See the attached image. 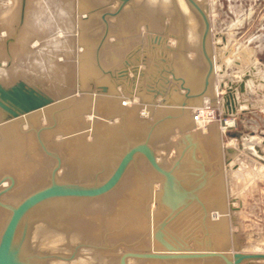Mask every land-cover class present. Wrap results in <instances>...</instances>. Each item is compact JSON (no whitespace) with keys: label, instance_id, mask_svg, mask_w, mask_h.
<instances>
[{"label":"rangeland","instance_id":"374dc122","mask_svg":"<svg viewBox=\"0 0 264 264\" xmlns=\"http://www.w3.org/2000/svg\"><path fill=\"white\" fill-rule=\"evenodd\" d=\"M5 1L6 0H0V4L1 2H5ZM9 1L11 2V4L15 2L14 0H9ZM87 1H90V2L87 3ZM87 1L69 0V3H68L69 5L67 4V12L68 14L71 15V17H69L68 19L69 24L65 30L59 24V22H61V18L56 20L57 24H55V22L53 21L54 24L51 29L48 27V25L47 26L36 25L35 27L32 28L30 26L28 27L25 24V22H23L24 24L21 26V28L19 29L16 35V41L9 42L8 44V46L10 47L12 45H18L19 43L23 41V39L22 38L20 39L19 36L23 35L25 36V39L27 41V43L23 42V44L27 49L30 48L32 42L38 39L41 44L40 46L46 47L45 49L47 53L49 52L51 53V51L53 50V43L50 42L52 38L60 39L61 36H64L65 39L69 41L68 45H66V47L64 48H62L60 45L59 46L56 45L54 47L55 49H54L53 55H55L54 57L57 59H60L59 57L64 56L63 59L65 58L71 64L73 63L72 64L73 67L69 74L70 80L66 83L65 82L62 83L56 77L52 78L51 76L44 75V77L42 76L43 78L41 77L32 78L31 82H34L38 79L37 81L39 82V84L50 92L52 91L49 90L50 88L49 86L54 87V90H55L54 92H56L55 93L56 96L67 93V96L58 99L55 102L56 103L55 105L69 98H75V97L77 99L81 98L80 96L86 99L85 100L86 104L84 106L85 108L83 107L80 113L75 115V118H78L76 119L75 123L78 125L74 124V126L76 125V127L71 128L65 133H63V131H60L59 129H58V132H56V128H58L57 126H59L60 120L55 118L56 120L55 121L50 116H48L47 119H40L37 123L33 124L32 127H29L27 125L23 126V128H26V129L27 128H29L30 130L31 128L33 129V131L32 130L31 131L33 132L36 146L39 149L41 156H42L40 157V159L42 158V161L44 162V163L42 162L40 165L44 166L42 167L43 169L42 173L45 177H43L38 184H35L36 186L33 185L31 188H29V190H25L26 192H23V194L17 193L16 195H14V198L10 197V199L2 198L1 201L4 203L15 204L19 200H21L25 195H27L29 192L47 184L49 182L50 174L55 167L57 168L55 172L57 173V175H59L60 172H62L63 170L62 168L65 167L64 166L65 163L63 162L64 157H63V154L61 153L62 151H60L58 147L59 146L58 143H60L62 140H66L67 138L74 137L76 135H80L86 132L88 128V124H89L87 123L89 122L88 113L89 111L93 110V108H95L92 106L91 104L92 102L90 101L92 100L91 97L93 96L98 99L103 98L105 99L106 102H107L106 99H108V101H112V99H114V101H116L115 104H117V106L119 104V107H117L119 109H120V105L122 106L126 105L125 99H124L125 97L131 100L132 99L135 100L134 105L137 106V112L135 111L134 114H135V117L138 115L137 119L140 118V114L143 110H146L147 112L148 110H150V111H153L154 113L156 110H158V114L153 116V113H152V115L150 116H152L153 118L149 116L150 121H149L148 126H146L147 130L145 133H140V135L136 138L126 139L123 132L120 131L121 127L120 129L117 127L119 123L123 124L124 122L123 119L125 117L122 118V114L120 116V114L116 112L110 113L109 110H106V107L103 110H100L99 107L98 108L96 107L95 110H97L99 115H101V117L100 116L98 117L99 120L100 121L104 120L103 122L106 121L107 125L109 123V126L110 124L112 125L113 123L112 126L117 127V128H114V129H117L115 131H120V133L123 134V137H122V135H120V133L118 132V135H119L118 138L121 137V140H122V141L120 140L121 141V145H120L121 153L118 152V156L116 155L117 157H115L117 159L115 160L113 164L110 165V168L108 170H104L105 169L103 166L104 164L102 165L103 162H100L101 164L99 163L97 167L94 166V168H92L93 170L89 172L91 175L88 176L87 178H66L65 179V178H62V176L60 177L58 176L56 177L58 181L67 182V183L73 182V183H79L83 185L98 184L102 182L110 174V172L114 168L121 154L129 146L137 142L144 141L145 139H147L149 145L152 147L159 163H161V165H163L165 168H171L173 166L174 160L177 157L182 156L189 151L188 148L186 149V144L188 142L185 138V134L187 132L193 133L196 130L195 128L189 126L188 119L184 117V113L180 114L179 111L183 110V107H186L184 108L185 110H191L190 107L192 106L197 107L207 102L206 100L207 98H205L203 101H200V100L198 101L196 100L197 97H192V98L186 97V93H190V94L198 93L203 89V86H204L203 76H204L205 69H206V62L201 53L200 44H199L200 34H201V29H202V22H201V19L198 13L195 11V9L190 5V3L187 0H167L169 2L167 3L166 1L165 3H167L169 6H167V4L164 5V2H163L162 7H161V3L160 4H157L156 2H155L156 4L152 2L150 3L148 2V0L146 1L127 0L124 3L121 2V0H107V1L106 0H103V1L102 0H92V2L96 1L95 3H92V4H91V0H87ZM196 1L205 10L206 15L209 20V24H210V31H209V35L207 38V52L209 53V55H211L216 60H218V63H217L218 71L217 72L215 71L211 75L209 84L206 88L205 93H208V95L210 96V93L214 87L213 91L214 90L215 91L211 93V95H213L212 96L213 99L212 101H210V104L212 106H215V109L219 117L220 116L222 117L223 112H222L220 102H218V100H220L221 95L225 92L224 89L225 87H227L228 81L235 82V83L239 82L241 80V76L244 75L247 70H251V73L258 72L261 77H264V0H196ZM144 4L147 5L148 7L145 6ZM15 6H17L16 2H15ZM149 6L151 7V9ZM159 7H161L162 9H160ZM167 7L168 8L171 7L170 9L171 11L167 10ZM152 9L155 10L158 14H156V12L153 11ZM163 9L166 11H164ZM16 10H18V6L15 7V11L13 13L14 16H10L11 19L7 20V22L4 19L0 18V26L2 27L0 30V33H4L2 37L0 38V51L2 50L1 52H5V48L3 47L2 44L4 42L5 37L7 36L6 34L7 32L4 29L12 30L11 24L15 23L18 19L17 17H18L19 10L18 12H16ZM179 10H180V14H177L179 13ZM85 11H87V14L89 15L88 20L86 19V17H84L86 15ZM172 11H173V14L170 13ZM181 11L183 12L185 11L187 13L186 16ZM82 13H85V15L83 16V18H80L83 15ZM91 14H94V15L91 16ZM127 14H130V15H127ZM137 14L141 16H137ZM159 14L162 16V18ZM169 14H170V17H169ZM150 15H152V17H150ZM130 17L132 18V20ZM106 18L109 20H107ZM149 18L154 19L153 20L154 22L151 21L152 19L150 20ZM24 19H25V15H24ZM183 20H185V22H183ZM124 22L130 25L128 24L122 25L124 24ZM160 22L163 28H161ZM171 22L173 25L171 24ZM185 23H187L188 25ZM6 24H8L9 26ZM80 24L81 25L84 24V25L81 26ZM183 24H185V26ZM190 24L191 25L194 24L195 27L191 26ZM126 26H128V28L130 27V29H128ZM99 27H101L102 30ZM142 27L143 29H140ZM188 27H190L191 30ZM191 27H193V29ZM99 29H100V33L98 32ZM146 29H149L147 30L149 32H147ZM184 29H186V31H184ZM60 30H63L64 32L61 33L60 37H57L58 33L61 32ZM188 31L192 32V36L193 37L195 36L194 39L193 37L190 38ZM132 32L133 34H131ZM140 32L142 35L140 34ZM111 34H113L114 37H112ZM29 35L30 37H28ZM152 35H153V38H152ZM183 35H185L186 37L189 36V38H185V36L183 38ZM221 35L223 36L224 41H222ZM120 36H121V39H120ZM106 37L108 39H111V38L112 39L108 40ZM137 37L138 38L143 37V38H140L138 41ZM18 41L20 42L17 43ZM192 42H194L195 48L193 47ZM112 43H115V45ZM171 43L173 44V46ZM102 45L104 48L106 47L108 48H106L105 50L102 47ZM68 47H69V51L67 53L66 51L67 49L65 48H68ZM191 48H194V49H191ZM196 48L198 49V51ZM30 49H32V46ZM187 49L189 52L187 51ZM102 50L106 54H104ZM93 52L96 54H94ZM174 52H176V54ZM7 58L8 56L6 55V52L4 56L0 55V68L1 67L2 68L4 67L5 69L11 68L19 63V59L17 60L15 59V61H13L12 60L13 57H12L9 65L7 66V61H6ZM196 59H198V65L193 62ZM118 60L119 62L117 63ZM168 60L170 63L168 62ZM92 67L95 70H93ZM83 69H87V70H83ZM133 69H135V72L133 71ZM91 70H93L94 73ZM83 71H86V72H83ZM123 71H125L124 74H123ZM106 74L108 75V77L106 76ZM28 75L29 74L27 73V76ZM96 75H98L99 77ZM35 78L37 79L34 80ZM219 80L221 81L220 83L223 84L222 87H219V83H218ZM6 83H11V82H6ZM181 85L184 87H188L189 91H186V89L183 88ZM244 85H245L244 86L245 88L242 92L239 91L237 87H235V93L237 94V96L244 97L250 102L249 106L251 105L252 107L250 108L251 114H247L246 111L244 110H239V112L235 114L226 113L225 116H232L234 118L235 125H233L232 127H228L224 132H221L222 130L219 127L218 121L216 120H210L207 124L197 123V125H195V127L203 129L202 127H205V125H208L211 122H216L219 127V132H220L221 137L218 136L215 138L213 137V139L211 138L209 139L207 143L209 146V150L206 147L205 149L203 148V150L201 149L204 153L207 154V156H210L211 154H213L212 157L215 156L214 159L209 163V166L212 165L214 167H217L218 169L217 170L218 172H216L215 170L214 177L217 173L219 174V173L224 172L223 167H225V165L229 162V161L225 162L224 161L225 159L222 156L225 153L224 147L235 148L236 152L234 153L238 152V146H239L238 144L237 145L229 144L231 142L238 143L239 141L237 138L232 139V136L230 134L231 131H234V129H237V132L239 133L251 131L253 132L252 134H256L255 136L256 140L258 139L259 135H263L260 133V130L264 132V93L255 92L256 90L260 89L259 88L260 85H263L261 86V88L263 89L264 82H261V81L253 82L252 80L247 79L245 80ZM102 86L105 87V90L102 89ZM54 92L52 93L54 94ZM183 101L186 102L184 105L181 103ZM189 102H191L192 104ZM249 106H245V108H248ZM100 111H103V112L100 113ZM106 111L110 114H108ZM168 114L172 115V117H168L167 116ZM108 115L110 117L108 119L113 118V116L117 117L119 115L120 117L118 116L117 118H120L122 120L119 119L120 120L119 123H117L118 121L116 123L114 121L111 123L106 119ZM162 118H164V120H162ZM188 118L189 119L191 118L190 115L188 116ZM139 120H143V119L141 118ZM183 120L187 121L186 126L182 124L181 121ZM244 121H246V125H247L246 127L245 126L243 127V125H245ZM153 125H155L154 131H157L156 129H158V132L154 133V131L152 130L153 132L151 134L150 127L152 128ZM158 125H159V128H156V126ZM123 127L124 128L126 127L125 129H127V124L125 123ZM43 128H45L46 130L51 129L53 131L49 139H44L42 137L44 139V140L42 139L44 143L39 141L38 137H36V134L34 132V130H36L37 132L40 133V130ZM162 128H164V130ZM194 136L195 138L192 136L193 140L197 142L199 136L197 137L196 134H194ZM84 138L86 140L88 137L84 136ZM114 140H116V138ZM183 149H184L183 154H181ZM242 149H246V147H243V144H241L240 146V150ZM194 152H195L194 154L196 155L202 154L198 148H196ZM245 153L247 154V152ZM159 155H160V158H159ZM135 157L138 158L136 162V167H138V170L140 171L142 170V172H144L146 171L145 169L147 168L148 170L151 169V171L154 174L153 175L154 177L152 176L148 178L149 184H148L147 191L149 195H148V200H147L148 210L146 211L148 222L146 220L145 225L147 226L144 227L145 230L143 229L144 230V231L142 230L143 232L141 231L139 233L140 237H138L139 235L138 234L137 236L135 235L137 238L132 237L133 239L131 238L130 240L127 238H124L123 236H120L121 238L117 237L113 240V238L111 239V237H108L107 231L103 233L104 231L102 230L101 232L100 230L99 234L100 233L101 234L100 235L98 234L99 236L98 235L96 236L97 239L94 237H89V236H88L89 238H87L85 234H82V232H78L76 234L77 232L76 230L74 233V231L70 229L72 233L71 232H69L68 234L63 233L65 237L64 235L62 237L59 235V237L54 239L50 234L47 235L46 233L48 230H50L51 227L56 230V233L57 231L62 232L64 229H65L64 231H66V225L69 226L68 221H66V219H68V217L66 218L65 216L66 211L61 213L60 216L57 215L56 218L52 216V219H51L52 221L46 219V216L44 215L43 217L42 214H39L38 217L37 215L35 216L31 215V217H29L28 220L26 221L27 225L25 229V247H24L26 251H24L23 249L24 253L28 255H35V256L42 257V259L44 260L43 261L44 264H52V263L54 264V262L55 264L63 263V262L65 264L66 262L72 263V261L74 262L75 260L76 262L72 264H76L77 261L79 260V257L81 261V263L80 261L78 262L79 264H100V263H97L91 260V259L97 258L96 261H98L99 255L100 257L101 255L102 257H104L103 255H105V257L107 258L108 257L115 258L113 260L115 264H118L119 256L125 251H149V250L160 251L162 250L163 247L158 242V240L155 238L154 231L157 225H159L161 221H163L164 219H167L168 210L165 207H163L162 212L158 210L160 208H158L157 211H155L154 209L155 213H154L153 218L148 217L149 209H151L149 205H150L152 197L154 198V196H156L155 194L158 192V189H159L158 187H159V182L161 180V176L157 172H155L152 168H150L151 166L149 165V163L147 162V160L142 154H138V155L136 154L134 158ZM241 160L242 161L235 163L236 164L235 168L240 166L241 172L242 171L246 172L244 176L242 177V175L241 176L238 175L233 178L234 180L231 179V182L233 181V184L231 183L232 185H230L229 188L226 187L225 182L227 181V179H225L223 176H222L223 178H220V182H223L224 184L223 185L219 184L220 186H217V187L212 185V182H216L217 180L216 178L209 177L208 179H206L207 183L208 181H210L212 187L210 188L208 187L209 188L208 189L205 186L201 190H198L196 192L197 196L201 199L203 205L193 200L189 203V205L184 210H182L180 213L178 212V214L175 217L168 220L166 225L162 229L163 236L165 239H167L168 241H172V242H177V241L181 242L184 246L187 245L191 249H203L204 247H206L205 240L208 239L209 237L210 248L222 249L224 250V252L228 254H231L232 252L264 253V161L260 162L259 160L256 159L257 162L256 161L253 162L251 159H249L248 156H246L245 158L244 156H241ZM132 161L130 163L135 164V163H132ZM130 163H129V166H127V169L128 167L131 168ZM136 167L135 166L132 167L131 170L132 172L134 170V173L140 176L139 174L140 171L137 173V171L135 170ZM229 168H231V166H229ZM177 171L181 172L179 170ZM11 172L12 171L10 170L0 172V179L2 178V176L9 174ZM182 173L184 174L183 171ZM174 174H177V173L175 172ZM10 175H12L13 177L15 176L13 172ZM183 176L184 178H181V179L180 177H177V178L180 180V182L183 185L185 186L191 185L192 179H189L187 177L185 178L186 175H183ZM145 188H146V185H145ZM205 190L206 191L210 190V191H207L210 193H207V192L204 193ZM1 195H4V192L1 193ZM153 206H154L153 208H155V204H153ZM203 207L205 208V211ZM0 209H1L0 211L4 212L3 213L4 215L1 214L2 217L0 216V231H1L6 221V218L8 216V211L2 208L1 206H0ZM218 210H220V212L222 213L224 223H222L223 228L221 227L219 232L218 231L216 232L218 233L217 234L218 236H213L210 233L209 229L211 227L209 226H212L213 224L212 222L214 221L213 212L218 211ZM41 218L44 221L46 220L47 224L50 223L49 226L51 225L49 228H47L46 233L40 231V228L45 225V222H43ZM33 220H37V221H33ZM38 220L41 221L40 222L42 223L41 226L39 225L40 223L38 222ZM207 220H209L210 222ZM49 221H51L52 223ZM205 222L208 225L207 227L208 229H206L205 227L207 226ZM34 223H35L36 228L37 227H40V228H37L35 230L34 229L35 226L33 225ZM32 226L34 227L33 230L35 232L37 231L36 233L32 230ZM27 230L29 232H27ZM55 230H54V233H55ZM207 230H209V233H207L208 232ZM141 233L142 234L144 233L143 236ZM33 234L35 235V237ZM66 235L67 236L71 235L72 237L69 236V238H67ZM141 237H143V239ZM217 237L219 238H218V241L216 242L215 240H217ZM221 237H222V240H221ZM213 238H216V239H213ZM134 239L135 240L141 239L142 241H145V240L146 241L141 243L142 241L139 240L141 244L140 243L138 244L142 245V246H139L137 245V242L139 241L138 240L135 241ZM152 241H154V243L156 244L155 246L152 245L153 243ZM89 254H91L90 257L88 256ZM82 255L85 257H83ZM81 257L85 259L89 258V259H86V261L90 260V262L84 263L85 259H82ZM213 259L215 261L217 260L218 264L219 262H221L220 264H224L222 260L217 257L215 258L212 257L209 259L208 258L200 259L199 264L205 262L206 260L214 261ZM135 260L144 261L147 259L128 257L127 264H131V263L134 264ZM155 260L156 259H154L153 261ZM198 260L199 259H195V260L189 259V261H192V262L195 261L196 262V263L194 262L195 264H198L197 263ZM159 261L174 262L175 260L174 259L158 260V262ZM176 261H180V260H176ZM181 261H188V259H184ZM238 264H264V258L243 259Z\"/></svg>","mask_w":264,"mask_h":264},{"label":"bare ground","instance_id":"6f19581e","mask_svg":"<svg viewBox=\"0 0 264 264\" xmlns=\"http://www.w3.org/2000/svg\"><path fill=\"white\" fill-rule=\"evenodd\" d=\"M16 2V5L18 6V1L14 0ZM87 1V0H85ZM103 1V0H102ZM107 1V0H106ZM105 1V2H106ZM138 1V0H137ZM146 1V0H144ZM167 0H148V2H152V3H157L160 4L161 3V7H162V3L164 2V5H166L169 1H167V3H165ZM13 2V1H12ZM15 2L13 4H11V2L8 0H6L5 2H1L0 4V18L4 19L6 22L7 20H10L11 17L10 16H14L13 13L15 11ZM90 1H87V3ZM96 1L91 0V4L95 3ZM69 3V0H27L26 4H25V19L24 22L25 24L29 27H35L36 25L42 26L45 25L51 29L53 27V24L57 19L61 18V22H59V24L61 25V27H63V29L65 30L66 27L68 26V19L69 17H71L70 14H68L67 12V4ZM98 3V2H97ZM116 3V2H115ZM129 3V2H128ZM147 3V2H146ZM155 3V4H156ZM117 4V3H116ZM143 4V3H142ZM154 4V5H155ZM179 4V3H178ZM204 4V3H203ZM69 5V4H68ZM90 5V4H89ZM127 5V4H126ZM145 5V4H144ZM150 5V4H149ZM163 5V6H164ZM93 6V5H91ZM115 6V5H114ZM147 6V5H145ZM167 6H169L167 4ZM203 6V5H202ZM112 7V6H111ZM148 7V6H147ZM146 7V8H147ZM150 7V6H149ZM161 7H159L160 9H162ZM166 7V6H165ZM164 7V9H165ZM140 8V7H139ZM145 8V7H144ZM157 8V7H156ZM97 9V8H96ZM99 9V8H98ZM125 9V8H124ZM148 9V8H147ZM146 9V10H147ZM151 9V7H150ZM155 9V8H153ZM152 9V10H153ZM163 9V10H164ZM171 7H167V10H170ZM101 10V9H100ZM111 10V9H110ZM145 10V9H144ZM91 11V10H90ZM93 11V10H92ZM151 11V10H150ZM155 11V10H153ZM161 11V10H160ZM166 11V10H164ZM171 11V10H170ZM174 11V10H173ZM173 11L170 12L173 14ZM16 12H18V10H16ZM100 12V11H99ZM152 12V11H151ZM150 12V13H151ZM156 12V11H155ZM183 12V11H181ZM86 13V15H85ZM85 13H82V17L83 18L86 17V19L88 20L89 15L87 14V11H85ZM160 13V12H159ZM166 13V12H165ZM153 14V13H152ZM155 14V13H154ZM156 14H158L156 12ZM163 14V13H162ZM168 14V13H167ZM180 14V10L179 13ZM183 14H185L186 16V12L184 11ZM94 14H91V16ZM130 15V14H127ZM160 15V14H159ZM90 16V17H91ZM137 16H141L138 15ZM161 16V15H160ZM179 16V15H178ZM145 17V16H144ZM150 17H152V15H150ZM156 17V16H154ZM153 17V18H154ZM165 17V16H164ZM170 17V14H169ZM168 17V18H169ZM33 18V20H32ZM125 18V17H124ZM131 18V17H130ZM129 18V19H130ZM133 18V16H132ZM131 18V20H132ZM140 18V17H138ZM142 18V17H141ZM146 18V17H145ZM158 18V17H157ZM162 18V16H161ZM183 18V17H182ZM186 18V17H184ZM93 19V18H92ZM107 19V18H106ZM136 19V18H135ZM133 19V20H135ZM150 19V18H149ZM152 19V18H151ZM150 19V20H151ZM160 19V17H159ZM174 19V18H173ZM109 20V19H107ZM113 20V19H112ZM149 20V22H150ZM154 19H152L151 21H153ZM177 20V19H176ZM192 20V19H191ZM54 21V22H53ZM97 21V20H96ZM126 21V19H125ZM158 21V20H157ZM155 21V22H157ZM172 21V20H171ZM200 21V20H199ZM100 22V21H99ZM110 22V21H109ZM108 22V24H109ZM128 22V20H127ZM142 22V21H141ZM154 22V21H153ZM162 22V20H161ZM161 22H160V26H161ZM173 22V21H172ZM171 22V24H172ZM183 22H185V20H183ZM189 22V21H188ZM187 22V23H188ZM191 22V21H190ZM194 22V21H193ZM98 23V22H97ZM117 23V22H116ZM134 23V22H133ZM185 23V24H187ZM128 23L122 24L125 25ZM135 24V23H134ZM148 24V23H147ZM150 24V23H149ZM154 24V23H152ZM151 24V25H152ZM157 24V23H156ZM178 24V23H177ZM185 24H183L185 26ZM195 24V23H194ZM191 25V26H194ZM8 25V24H6ZM81 25V24H80ZM84 25V24H82ZM81 25V26H82ZM100 25V24H99ZM105 25V24H104ZM113 25V24H112ZM130 25V24H128ZM140 25V24H139ZM138 25V26H139ZM173 25V24H172ZM188 25V24H187ZM9 26V25H8ZM86 26V24H85ZM133 26V25H132ZM150 26V25H149ZM158 26V25H156ZM128 28V26H126ZM140 27V26H139ZM138 27V29H139ZM154 27V26H153ZM195 27V26H194ZM101 30L102 28L99 27ZM152 28V27H151ZM159 28V27H157ZM156 28V29H157ZM161 28H163L161 26ZM165 28V26H164ZM190 29V27H188ZM187 28V30H188ZM193 29V27H191ZM100 29H99V33H100ZM130 29V27L128 28ZM140 29H143L140 28ZM5 30V29H4ZM117 30V29H116ZM135 30V29H134ZM149 29H146V31ZM151 30V29H150ZM163 30V29H162ZM191 30V29H190ZM23 31V29H22ZM28 31V30H26ZM61 32L58 33L57 37H60L61 33H63V30H60ZM143 31V30H142ZM155 31V30H154ZM164 31V30H163ZM184 31H186V29H184ZM102 32V31H101ZM135 32V31H134ZM149 32V31H147ZM151 32V31H150ZM190 38L193 37L192 36V32L188 31ZM95 33V32H94ZM127 33V32H126ZM125 33V34H126ZM186 33V32H185ZM4 33H0V38L2 37ZM22 34V32H21ZM97 34V33H96ZM117 34V33H116ZM133 34V32L131 33ZM135 34V33H134ZM137 34V33H136ZM141 34V32H140ZM146 34V33H145ZM157 34V32H156ZM162 34V33H161ZM180 34V33H179ZM187 34V35H188ZM198 34V33H197ZM90 35V34H89ZM119 35V34H118ZM117 35V36H118ZM129 35V34H128ZM142 35V34H141ZM186 35V34H185ZM183 35V38L184 36ZM88 36V35H87ZM99 36V35H98ZM112 37L113 34H111ZM116 36V37H117ZM126 36V35H125ZM165 36V35H164ZM168 36V35H167ZM189 36H185V38H189ZM20 39L22 38L23 41L21 43H19L20 41H18L17 43H19L18 45H12L10 48H8V51L6 52V55L9 56L10 58L13 57V61H15V59H19V63L11 68H7L5 69L4 67L0 68V81L3 83L6 82H13L15 79L17 78H22L25 79L28 82H31V79L34 77H41L43 78L44 75L47 76H51L52 78L56 77L60 80V82H68L69 79V74L71 72L72 69V64L67 61L65 58L63 59L64 56L59 57L60 59L55 58L53 55L54 53V47L57 46H61L62 48L66 47V45H68L69 41L65 39L64 36H61L60 39L58 38H52V40L50 42L53 43V50L51 51V53H47L46 51V47L40 46V41L37 39L36 41L32 42L30 48H26L23 44L27 43L25 36L20 35L19 36ZM30 37V35L28 36ZM89 37V36H88ZM145 37V36H144ZM170 37V36H169ZM168 37V38H169ZM37 38V37H35ZM34 38V39H35ZM83 38V37H82ZM107 38V37H106ZM110 38V37H109ZM118 38V37H117ZM143 38V37H140ZM138 41H139V39ZM153 38V35H152ZM166 38V39H168ZM195 38V36L193 37V39ZM86 39V37H85ZM95 39V38H94ZM98 39V38H97ZM100 39V37H99ZM108 39V38H107ZM112 39V38H111ZM108 39V40H111ZM115 39V38H114ZM113 39V40H114ZM121 39V36H120ZM192 39V41H193ZM198 39V38H197ZM107 40V41H108ZM142 40V39H141ZM186 40V39H185ZM190 40V39H189ZM38 41V42H37ZM117 41V40H116ZM191 41V40H190ZM196 41V40H195ZM147 42V41H146ZM118 43V42H117ZM122 43V41H121ZM145 43V42H144ZM184 43V42H183ZM187 43V42H185ZM193 43V47L194 46V42ZM15 44V43H14ZM95 44V42H94ZM109 44V43H107ZM115 45V43H112ZM133 44V42H132ZM168 44V43H167ZM172 44V43H171ZM169 44V45H171ZM189 44V43H187ZM186 44V45H187ZM28 45V44H27ZM156 45V44H155ZM198 45V44H197ZM131 46V45H130ZM129 46V47H130ZM153 46V44H152ZM158 46V45H157ZM162 46V45H161ZM173 46V44H172ZM184 46V45H183ZM103 47V45H102ZM111 47V46H110ZM126 47V45H125ZM192 47V46H191ZM26 48V49H25ZM51 48V47H50ZM104 48V47H103ZM108 48V47H106ZM106 48H104L106 50ZM174 48V47H173ZM190 48V47H189ZM188 48V49H189ZM191 48V49H194ZM2 49V48H1ZM30 49V50H29ZM67 49V53L69 51V47L65 48ZM80 49V48H79ZM94 49V48H92ZM101 49V48H100ZM176 49V48H175ZM182 49V47H181ZM180 49V50H181ZM185 49V48H184ZM187 49V51H188ZM197 49V48H196ZM195 49V50H196ZM81 50V49H80ZM79 50V51H80ZM96 50V48H95ZM94 50V51H95ZM177 50V49H176ZM224 50V49H223ZM2 51V50H1ZM0 51V55L5 54V52H1ZM88 51V50H87ZM103 51V50H102ZM194 51V50H193ZM198 51V49H197ZM107 52V51H106ZM189 52V51H188ZM200 52V51H199ZM215 52V51H214ZM3 53V54H2ZM86 53V52H85ZM94 53V52H93ZM100 53V52H99ZM104 53V51H103ZM102 53V54H103ZM162 53V52H161ZM176 54V52H174ZM184 53V51H183ZM187 53V52H186ZM193 53V52H192ZM96 54V53H94ZM106 54V53H104ZM173 54V55H175ZM80 55V54H79ZM93 55V54H92ZM90 55V56H92ZM99 55V54H98ZM104 56V55H103ZM110 56V55H109ZM170 56V54H169ZM192 56V55H191ZM94 57V56H93ZM115 57V56H114ZM174 57V56H173ZM187 57V56H186ZM194 57V56H193ZM6 58V56H5ZM97 58V57H96ZM95 58V59H96ZM100 58V57H99ZM83 59V58H81ZM108 59V58H107ZM132 59V58H131ZM87 60V59H86ZM105 60V59H104ZM173 60V58H172ZM90 61V60H89ZM100 61V60H99ZM115 61V60H114ZM179 61V60H178ZM81 62V61H79ZM119 62V60L117 61V63ZM124 62V61H122ZM146 62V61H145ZM169 62V60H168ZM195 64L198 65V59L193 61ZM96 63V62H95ZM116 63V65H117ZM164 63V62H163ZM170 63V62H169ZM76 64V63H75ZM82 64V63H80ZM98 64V63H97ZM101 64V63H100ZM175 64V62H174ZM180 64V63H179ZM104 65V64H103ZM106 65V64H105ZM108 65V64H107ZM113 65V64H112ZM115 65V66H116ZM122 65V64H121ZM194 65V64H193ZM147 66V65H146ZM204 66V65H203ZM85 67V65H84ZM196 67V66H195ZM78 68V67H77ZM80 68V67H79ZM88 68V67H87ZM93 68V67H92ZM91 68V69H92ZM102 68V67H101ZM120 68V67H119ZM123 68V67H122ZM217 64L215 63V71L217 72ZM81 69V68H80ZM99 69V68H98ZM104 69V68H103ZM82 70V69H81ZM83 70H87V69H83ZM93 70H95L93 68ZM93 70H91L93 72ZM102 70V69H101ZM114 70V69H113ZM112 70V71H113ZM118 70V69H117ZM130 70V69H129ZM111 71V72H112ZM115 71V70H114ZM196 71V70H195ZM86 72V71H83ZM103 72V71H102ZM145 72V71H144ZM27 73L29 74L27 76ZM94 73V72H93ZM109 74V72H108ZM111 74V73H110ZM162 74V73H161ZM175 74V73H174ZM94 75V74H93ZM113 75V74H112ZM131 75V74H130ZM43 76V77H42ZM98 76V75H96ZM106 76L108 77V75L106 74ZM25 77V78H23ZM99 77V76H98ZM111 77V76H110ZM182 77V76H181ZM97 78V77H96ZM116 78V76H115ZM132 78V77H131ZM134 78V77H133ZM37 78H35L34 80H36ZM38 80V79H37ZM36 80V81H37ZM212 80V79H211ZM251 80V79H250ZM35 81V82H36ZM118 81V80H117ZM116 81V82H117ZM37 83H39L37 81ZM120 84V83H119ZM178 84V83H177ZM211 84V83H210ZM213 85V83H212ZM211 85V86H212ZM63 86V85H62ZM49 90H51L52 92H54V87L49 86ZM121 87V86H120ZM52 88V89H51ZM211 88V87H210ZM214 89V87H213ZM212 89L211 93L214 92ZM218 90V89H217ZM183 91V90H181ZM137 92V91H136ZM56 92H54L55 95ZM135 93V92H134ZM58 95V93H57ZM215 95V94H214ZM78 97V96H77ZM81 98H69L63 102H59L57 105H55L56 103H53L52 105H48L42 108H39L37 110H34L30 113L24 114L19 116L18 118L5 122L3 124H0V172L3 171H7L10 170L13 172V174L15 175V179L13 178V182L11 183L9 179H3L0 181V191L1 193L4 192V195L0 194V199H10L14 198V195H16L17 193H22L26 192L25 190H29V188H31L33 185L38 184L41 179L43 177H45L42 173V165H40L43 161L42 158L40 159L41 153L39 151V149L36 146L35 143V139L33 136V129L31 128V130L29 128H23L24 125H27L29 127H32L33 124L37 123L40 119H47L48 116L52 117V119L55 120V118L59 119V126H56L58 128H56V132H58V129L60 131H63V133L67 132L68 130H70L71 128H75L76 124V119L75 115L79 114L81 109L85 106L86 104V99L83 98L82 96H80ZM162 97V96H161ZM207 97V95L205 96ZM87 98V97H86ZM92 100H90L92 103L93 107H99L100 110L105 109L109 110L110 113H118L122 114V118H124V122L123 124L119 123L120 118H117L115 116H113V118H110L109 115L106 118L109 122H117L118 124V128L121 130L124 134V136L126 137V139H132V138H136L140 135V133H145L146 132V126H148L149 124V116L152 115L153 116L158 114V110L155 111V113L153 111H146L143 110L140 114V118L139 119H143V120H139L137 119L138 115L135 117V111L137 112V106L134 105L135 104V100H131L127 97H125V106L120 105V109L117 108L119 107V104L117 106L116 101H114V99H112V101H105V99L103 98H96V97H91ZM120 98V97H119ZM127 98V99H126ZM165 98V97H164ZM89 99V97H88ZM204 99V97H203ZM209 99V100H208ZM213 98L210 99V97H207V102L205 103H210V101H212ZM111 100V99H110ZM118 101V100H117ZM209 101V102H208ZM216 101V100H215ZM220 100H218L219 102ZM120 102V101H119ZM91 106V107H92ZM85 108V107H84ZM95 108H93V110L89 111L88 113V128L86 130L85 133L80 134V135H76L74 137H70L67 138L66 140H62L60 143H58V147L60 149V151H62L61 153L63 154L64 157V163H65V167L62 168V172H60L59 175H57V173H55L56 177H60L62 176V178H87L88 176H90L91 174L89 172H91V170H93L92 168L97 167L98 164L100 162H103L102 165L104 166V170H108L110 168V165L113 164L115 162V160L118 156V152H120V145H121V137H119L118 132L120 133V131H115L117 129V127H114L109 123L107 125L106 121L102 122L99 120V116L101 117V115H99L98 111L95 110ZM153 108V107H152ZM186 108V107H183ZM188 108V107H187ZM192 108L191 111V123H193V125H197V123H201L200 120H194L193 119V109L195 107H190ZM91 109V108H90ZM156 109V108H155ZM84 110V109H83ZM181 113L183 114V110H180ZM88 112V111H87ZM103 111H100V113H102ZM107 112V111H106ZM161 112V111H160ZM108 113V112H107ZM106 113V114H107ZM108 113V114H110ZM105 114V113H104ZM115 115V114H114ZM117 115V114H116ZM160 115V114H159ZM119 116V117H120ZM78 117V116H77ZM152 117V116H150ZM117 118V120H116ZM153 118V117H152ZM155 118V117H154ZM120 119V120H119ZM149 119V120H148ZM166 119V117H165ZM148 120V121H147ZM154 120V119H153ZM162 120H164V118H162ZM56 121V120H55ZM165 122V121H164ZM127 124V129H125L123 126L124 124ZM230 120L227 119L226 124H230ZM74 124H76L74 126ZM157 124V123H156ZM159 124V123H158ZM207 125H205V127H202L203 129L206 128ZM164 127V126H163ZM166 127V126H165ZM123 128V129H122ZM156 128H159V125L156 126ZM198 128V127H196ZM222 130V127H220ZM50 129V128H49ZM164 130V128H162ZM200 129V128H198ZM202 129V130H203ZM40 130V129H39ZM51 130V129H50ZM46 130L45 128L40 130V133L37 132L36 130H34L36 137H38L40 142H43L44 139H49L50 135L52 134V130ZM151 130V134L152 132L155 130V125H153V127L150 129ZM153 130V131H152ZM158 132V129H156ZM55 131V130H54ZM163 132V131H162ZM123 134L120 133V135ZM192 134V133H190ZM84 136H87L88 138L85 140ZM116 140H114L115 138ZM193 136V135H192ZM44 139H43V138ZM150 137V136H149ZM194 137V136H193ZM192 137V138H193ZM195 138V137H194ZM43 139V140H42ZM124 139V138H123ZM121 140V141H120ZM48 141V140H47ZM44 143V142H43ZM198 146V142H195ZM57 144V143H56ZM149 144V143H148ZM45 146V145H44ZM56 147V145H55ZM200 147V146H199ZM46 149V148H45ZM56 152V151H55ZM121 153V152H120ZM61 154V156H62ZM187 154V153H186ZM184 154V155H186ZM117 155V156H116ZM120 155V154H119ZM138 155V154H137ZM156 155V154H155ZM188 155V154H187ZM59 157V156H58ZM184 157V156H183ZM160 158V155H159ZM233 158V157H232ZM157 159V158H156ZM46 160V159H45ZM133 160V161H132ZM131 161L132 163L135 164H131L130 163V167H136V162L138 160L137 157L133 158ZM140 160V159H139ZM142 161V160H141ZM145 162V161H144ZM44 163V162H43ZM62 163V164H64ZM142 163V162H141ZM101 164V163H100ZM139 164V163H138ZM186 164L188 163H184L181 166V170H185L187 168ZM61 165V164H60ZM129 166V164L127 165ZM189 166V164H188ZM131 168L126 167L125 171L123 172L122 176L120 177L119 181L107 192L98 195L96 197H66V198H58V199H50L47 201H44L40 204H38L37 206H35L29 213H27V215H25V219H27L28 217L35 216L39 214H42V216H46V219L51 220L52 216L56 218L57 215H61V213L66 211V218L68 217V219H66V221H68V225H66V231H62V232H58L56 233V230L54 228H50V230L47 231V228H49V221L47 224L46 220L44 221L42 218V221L45 222V225L37 228H40V231L45 232L47 231V235H51L54 239H56L57 237H59V235L62 237L64 234H68L69 232L72 233V231L70 229H72L75 233V230L77 231L76 234L78 232H82V234H85L87 238L89 237H94L96 238V236L99 234L100 230L102 232V230L104 231L103 233H105L107 231V235L108 237H111V239L113 238V240L117 237L123 236L124 238L127 239H131L132 237H136L143 229L147 220V214L146 211L148 210V204H147V200H148V178H150L151 174V169L148 170L147 168L145 169L146 171L142 172V170H138V167H136V171L137 173L139 172L140 176H138V174L134 173V170L132 172ZM151 168V167H150ZM134 169V168H133ZM180 169V168H179ZM177 169H173V170H179ZM100 171V170H99ZM135 171V172H136ZM11 172V173H12ZM45 172V171H44ZM102 172V171H101ZM105 172V171H104ZM142 172V173H141ZM9 173V174H11ZM99 173V172H98ZM174 173V172H173ZM96 176V175H95ZM46 182V181H45ZM207 183V182H206ZM205 183V184H206ZM146 185V188H145ZM36 186V185H35ZM39 186V185H38ZM6 193V194H5ZM154 193V192H153ZM156 196H154V198L152 197L151 202H150V208L149 209V214L148 217H152L154 216V209L155 211H157L158 209L159 211H163V207L167 208L166 205L163 203V200H161L158 197V192L155 194ZM151 198V197H150ZM152 204V205H151ZM153 204H155V208H153ZM205 209V208H204ZM1 210V209H0ZM3 210V209H2ZM188 210V209H186ZM4 212L0 211V216L1 214H3ZM209 214V213H208ZM4 215V214H3ZM43 216V217H44ZM58 216V217H59ZM2 217V216H1ZM41 217V216H40ZM57 217V218H58ZM35 219V218H34ZM39 219V218H38ZM45 219V218H44ZM208 219V218H207ZM210 220V219H209ZM207 220V221H209ZM213 224L209 230L211 235L213 236H218L216 233L217 231L219 232V230L222 227V223L223 222V216L222 213L220 212V210L213 212ZM30 221V220H29ZM33 221H37V220H33ZM32 221V222H33ZM206 221V222H207ZM38 222L40 223L41 221L38 220ZM54 222V221H53ZM148 222V220H147ZM205 222V224L207 225V223ZM210 222V221H209ZM37 223V224H39ZM52 223V222H51ZM30 224V223H28ZM210 224V223H209ZM35 226V223L33 224ZM40 226L42 225V223L39 224ZM62 226V224H61ZM202 226V225H201ZM206 229H208V225L205 226ZM33 226H32V230H33ZM35 226V230L37 229ZM223 228V227H222ZM55 230V233H54ZM69 230V231H68ZM145 230V229H144ZM143 230V231H144ZM209 230H207L209 233ZM30 231V229H29ZM27 230V232H29ZM34 231V230H33ZM39 231V232H40ZM60 231V230H59ZM142 231V232H143ZM35 232V231H34ZM37 232V231H36ZM35 232V233H36ZM34 233V234H35ZM64 233V234H63ZM73 233V234H74ZM216 233V235H215ZM33 234V235H34ZM38 234V233H37ZM43 234V233H41ZM101 234V233H100ZM99 234V235H100ZM111 234V235H110ZM142 234V233H141ZM144 234V233H143ZM142 234V236H143ZM79 235V234H78ZM98 235V236H99ZM106 235V236H107ZM110 235V236H109ZM136 235V236H135ZM70 237H72L71 235H69ZM69 236L66 235L67 238H69ZM74 236V235H73ZM89 236V237H88ZM105 236V234H104ZM103 236V237H104ZM220 236V234H219ZM33 237V236H32ZM35 237V235H34ZM44 237V236H43ZM65 237V235H64ZM138 237H140V234L138 235ZM145 237V236H144ZM211 237V236H210ZM223 237V236H222ZM221 237V240H222ZM105 238V237H104ZM121 238V237H120ZM137 238V237H136ZM143 239V237H141ZM146 238V237H145ZM215 240L216 242L218 241ZM32 239V238H31ZM71 239V238H70ZM93 239V238H92ZM97 239V238H96ZM108 239V238H107ZM133 239V238H132ZM216 239V238H213ZM212 239V241H213ZM36 240V239H34ZM42 240V239H41ZM40 240V241H41ZM53 240V239H52ZM51 240V241H52ZM105 240V239H104ZM117 240V239H116ZM125 240V239H124ZM135 240V239H134ZM138 241L141 239H137ZM135 240V241H137ZM209 240V237H208ZM220 240V239H219ZM142 241V240H141ZM146 241V240H145ZM142 241L141 243L145 242ZM36 242V241H35ZM34 242V243H35ZM39 242V241H38ZM37 242V244H38ZM152 245H156L154 243V241H152ZM222 242V241H221ZM135 243V242H134ZM137 242V245H139ZM140 243V244H141ZM214 243V242H213ZM220 243V241H219ZM225 243V242H224ZM27 244V243H26ZM215 244V243H214ZM223 244V243H222ZM144 245V244H143ZM42 246V245H41ZM134 246V245H133ZM142 246V245H139ZM219 246V245H218ZM153 247V246H152ZM222 247V246H221ZM220 247V248H221ZM33 248V247H32ZM35 248V247H34ZM40 249V248H39ZM82 250V249H81ZM89 250V249H88ZM92 250V249H91ZM90 250V251H91ZM94 250V249H93ZM105 250V249H104ZM24 251H26L24 249ZM23 251V252H24ZM88 252V251H87ZM95 252V251H94ZM83 253V252H82ZM92 253V252H91ZM101 253V252H100ZM99 254V252H98ZM91 254H89L88 256L90 257ZM107 255V254H106ZM80 256V255H79ZM83 256V255H82ZM87 256V255H86ZM98 256V255H96ZM104 257H98V261H96V259H91L94 262L100 263V264H115L114 260L115 258H111V257H105V255H103ZM78 257V256H77ZM85 257V256H83ZM82 258V257H81ZM215 258V257H214ZM85 259V258H82ZM81 259V260H82ZM89 259V258H86ZM86 259L84 260V263H88L90 262V260L86 261ZM144 259V258H143ZM206 259V258H205ZM209 259V258H208ZM154 260V259H153ZM151 259H147L144 261H134V264H195L192 261H174V262H163V261H159L156 259L155 261H153ZM184 260V259H183ZM195 260V259H194ZM214 260V259H213ZM80 261V257L79 260L77 261V263ZM200 259L197 261V263L199 264ZM207 261V260H206ZM205 261V262H206ZM220 261V259H219ZM76 262V260L74 261ZM72 261V263H74ZM129 262V261H128ZM131 262V260H130ZM129 262V263H130ZM163 262V263H162ZM203 262V261H202ZM200 263V264H218L217 260L212 261V260H208L206 263ZM223 262V261H222ZM67 263V262H66ZM65 263V264H66ZM67 263V264H72ZM76 263V264H77ZM81 263V261H80ZM221 262H219L220 264ZM53 264V263H52ZM55 264V262H54ZM58 264H64L63 263H58ZM79 264V263H78ZM126 264H127V260H126ZM132 264V263H131Z\"/></svg>","mask_w":264,"mask_h":264},{"label":"water","instance_id":"95a60500","mask_svg":"<svg viewBox=\"0 0 264 264\" xmlns=\"http://www.w3.org/2000/svg\"><path fill=\"white\" fill-rule=\"evenodd\" d=\"M18 1V19L15 23L11 24L12 30L5 29L7 36L4 39L3 47L5 51H8L9 42L16 41V35L24 24L25 15V4L27 0ZM127 0H121L125 2ZM190 5L198 13L201 22L202 29L200 34V49L203 58L206 62V69L203 76V89L198 93H205L206 88L209 84L211 75L215 72V63H218L214 57L209 55L207 52V38L210 31V24L205 10L199 5L196 0H187ZM0 26V30H1ZM222 41H224L221 35ZM7 66L9 65L11 58L8 56L6 59ZM135 72V69H133ZM125 71H123V74ZM175 77V76H174ZM256 77L251 74V70H247L244 75L241 76V80L237 83L228 81L225 92L221 95L220 105L223 111V107H228L232 101V93L235 87L239 91L244 90V82L247 79H251L255 82ZM182 80V79H181ZM182 86V85H181ZM223 84L219 83V87ZM186 91H189L188 87H184ZM105 90V87L102 86ZM194 94L186 93L187 96ZM67 96V93L59 96L54 95L52 92L43 88L37 82H28L25 79L17 78L11 83H3L0 81V124L14 120L21 115L30 113L39 108L48 106L55 103L58 99ZM198 96V95H197ZM183 105L185 101L181 102ZM234 110V107L233 109ZM181 113V111H179ZM232 114V113H228ZM222 115H226L222 113ZM168 117L172 115L168 114ZM151 129V127H150ZM187 140L186 149L188 148L187 154L195 165L201 163L195 158L194 151L198 148L202 153L201 148L195 143L192 135L187 132L185 134ZM184 149L182 150L183 154ZM224 161L228 162L229 154L236 152L235 148L224 147ZM136 154H142L151 168L161 176L158 189V197L163 200L168 210L167 219H164L157 225L154 236L158 242L162 245L163 249L160 251L149 250V251H125L119 256L118 264H126L128 257L146 258V259H158V260H183V259H204L217 257L220 258L224 264H238L243 259L250 258H264V253H240L232 252L228 254L222 249L210 248V240L206 239V247L203 249H191L187 245L184 246L181 242L168 241L163 236V227L167 221L175 217L178 212L184 210L191 201H196L203 205L201 199L197 196L196 192L201 190L206 179L203 175L191 177L192 184L185 186L180 180L174 175L173 168H165L156 159L155 153L152 147L148 144L147 139L141 142H137L129 146L119 157L114 168L110 174L100 183L94 185H83L73 182H60L56 179L55 172L56 167L52 170L49 178V182L25 195L21 200L15 204L4 203L0 199V206L8 211L6 221L0 231V264H44L42 257L35 255H28L23 252L25 249V229L26 221L25 215L29 213L38 204L56 198L66 197H96L110 190L120 179L127 165L131 162ZM59 162V160H58ZM59 164V163H58ZM179 165V160H176L174 166ZM200 170L201 167L199 166ZM13 176L6 174L0 179H9L13 182ZM1 194V191H0ZM204 209V207H203ZM205 211V209H204Z\"/></svg>","mask_w":264,"mask_h":264},{"label":"crops","instance_id":"0c3cea01","mask_svg":"<svg viewBox=\"0 0 264 264\" xmlns=\"http://www.w3.org/2000/svg\"><path fill=\"white\" fill-rule=\"evenodd\" d=\"M251 74L254 77H256L255 78V80H256L255 82H257V81L264 82V77H261L258 72L251 73ZM220 82L221 81L219 80L218 83H220ZM261 86H263V85H260V87H259L260 89L259 90H256L255 91L256 93H264V87L262 89ZM191 94H194V95L187 96V97H190V98L197 97L196 100H198V101L199 100L200 101H203L205 98H207L209 96L208 93H191ZM206 95H207V97H205ZM212 96L213 95H211V93H210V96H209L210 99L212 98ZM203 97H204V99H203ZM231 100L232 101L230 102V104H229L228 107H223V111H222L223 113H225V114L226 113L235 114V113L239 112V110H244V111H246L247 114H251L250 108H252V107H251V105L249 106L250 102L246 98H244V97L237 96V94L235 93V90L232 93V99ZM189 103H191V102H189ZM245 106H249V107L248 108H245ZM233 107H234V110H232ZM148 111H150V110H148ZM191 111H192V108H191V110H185L183 108L184 117L186 119H188L189 126L195 128V130H196L195 132L192 133V135L194 136V134H196L197 137L199 136L197 142L200 145V148L202 150H203V148L205 149V147L209 150V146L207 144L208 141H209V139L210 138L213 139V137L215 138V137H218V136L221 137L220 132H219V127H218V125H217L216 122H211L203 130L196 128L193 125V123H191V118L190 119L188 118V116L191 115ZM181 122H182L183 125L186 126L187 121H184L183 120ZM244 123H245V125H243V127L244 126L246 127L247 126L246 125V121H244ZM252 133L253 132H251V131L239 133V132H237V129H234V131H231L230 134L232 136V139H236L237 138L239 141H238V143H234V142L232 143L230 141L231 143H229V144H233V145H237L238 144L239 145L238 146V152L237 153H232V154H229L228 155L229 156V158H228V161L229 162L225 165V167H223L224 168V172L219 173V174L217 173L215 175V177H214V172H215V170H216V172H218L217 171L218 170L217 167H214L212 165L209 166V163L214 159L215 156L212 157L213 154H211L210 156H207V154L204 153V152L203 153L201 152L202 154H200V155L194 154L195 158L201 163L200 165H195L194 162L189 159V155H182V156L177 157L174 160L173 166L171 168H173V169H177V168L179 169L180 168L179 171H181V172H178L177 170H173L174 173L175 172L177 173V174H174V175L176 177H180V179L181 178H184L183 175H186L185 178L187 177V178L191 179V177L193 178V177H196L198 175H202V172H203L204 173L203 175L205 176V178L208 179L209 177H213V178H216L217 179L216 182H212V185L213 186H216V187L224 184L223 182H220V178H223L224 177L225 179H227V181L225 182V185H226V187L229 188L230 185L233 184V181L231 182V179H233L234 177H236L238 175H240V176L242 175V177H243L244 174L246 173L245 171H242L241 172V167L240 166H238V167L235 168V166H236L235 163H238L239 161H242L243 160V159L241 160V156H244V158L246 156H248L249 159H251L253 162H255V161L257 162V160H259L260 162H263L264 161V132L260 130V133L263 134V135H259L257 140H256V137H255L256 134H252ZM241 144H243V147H246V149L240 150ZM245 152H247V154ZM183 156H185V157H183ZM222 156H223V158H225L224 155H222ZM176 160H179V165L174 166V163H175ZM184 163H188L189 166H188V164H186L187 168L185 170H183V169L181 170V166ZM199 166L201 167V170H200ZM229 166H231V168H229ZM182 171L184 172V174L182 173ZM149 175H150V177H152L154 174L151 171V174H149ZM218 178H219V180H218ZM212 185H211L210 181H208V183H206L204 185V187L206 186V188H208V187L210 188V187H212ZM207 191H210V190H207ZM207 191L205 190L204 193H206ZM207 193H210V192H207Z\"/></svg>","mask_w":264,"mask_h":264},{"label":"built area","instance_id":"2783aa9c","mask_svg":"<svg viewBox=\"0 0 264 264\" xmlns=\"http://www.w3.org/2000/svg\"><path fill=\"white\" fill-rule=\"evenodd\" d=\"M192 116L194 120H200L201 124H207L210 120L218 121L219 127H222L221 132H224L228 127H232L233 125H235V121L232 116L222 115V117H219L215 106H212L210 103H204L200 106L195 107L193 109ZM227 119H229L231 122L228 125L226 124Z\"/></svg>","mask_w":264,"mask_h":264}]
</instances>
